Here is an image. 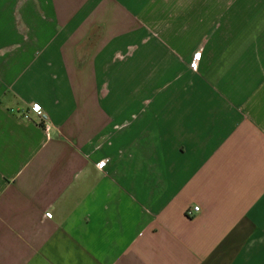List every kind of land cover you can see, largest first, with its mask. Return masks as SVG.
<instances>
[{
  "label": "crops",
  "instance_id": "crops-1",
  "mask_svg": "<svg viewBox=\"0 0 264 264\" xmlns=\"http://www.w3.org/2000/svg\"><path fill=\"white\" fill-rule=\"evenodd\" d=\"M0 264H264V0H0Z\"/></svg>",
  "mask_w": 264,
  "mask_h": 264
},
{
  "label": "built area",
  "instance_id": "built-area-1",
  "mask_svg": "<svg viewBox=\"0 0 264 264\" xmlns=\"http://www.w3.org/2000/svg\"><path fill=\"white\" fill-rule=\"evenodd\" d=\"M200 58H201V54L197 53L195 55L194 61H193V68L194 69H197L199 67ZM31 112H33L36 115V117L38 119V123L44 128L47 135H49L51 130H52V124L50 122L49 115L45 112L43 107L39 104H34L27 111L22 112L21 115L23 118L29 119ZM105 163H106V161H102L100 163V166L103 167L105 165ZM199 210H200V208L197 206L192 207V208L190 207L187 210L186 214H187V216L191 217L196 212H198Z\"/></svg>",
  "mask_w": 264,
  "mask_h": 264
}]
</instances>
